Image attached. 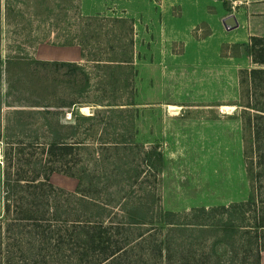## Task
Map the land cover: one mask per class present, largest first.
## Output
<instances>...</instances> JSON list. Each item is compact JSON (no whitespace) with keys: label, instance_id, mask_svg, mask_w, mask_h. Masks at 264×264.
Returning a JSON list of instances; mask_svg holds the SVG:
<instances>
[{"label":"trees","instance_id":"1","mask_svg":"<svg viewBox=\"0 0 264 264\" xmlns=\"http://www.w3.org/2000/svg\"><path fill=\"white\" fill-rule=\"evenodd\" d=\"M76 1L0 0V14L5 23L15 22L17 36L28 33L31 20L52 18L51 25L62 28L63 37L38 40L78 45L81 59L91 60L98 71L93 87L88 69L78 61L0 53L5 95L20 92L29 105L37 107L10 106L0 128V264H260L264 252V66L237 70L247 198L181 212L165 210L155 192L147 201L132 196L131 184L141 172L130 157L135 133L129 127L118 133L109 120L110 133L102 131L109 127L108 113L135 104L131 98L136 74L132 20L81 14ZM71 28L72 34L66 35ZM222 47L232 48L231 56L239 54L237 42ZM245 48L251 62L264 64V38L250 35ZM90 90L97 92L90 100L95 109L88 114L70 111L71 120H61L64 109L87 102L84 97ZM124 94L129 95L127 102L119 100ZM37 111L38 120L32 123L41 134L23 133ZM88 137L95 146L88 147ZM89 148L91 166L84 158ZM254 151L257 159L253 161ZM143 156L154 169L157 184L163 164L159 144L144 150ZM53 171L75 177L74 189L53 185L49 180ZM110 179L124 180L128 190L109 191Z\"/></svg>","mask_w":264,"mask_h":264},{"label":"crops","instance_id":"2","mask_svg":"<svg viewBox=\"0 0 264 264\" xmlns=\"http://www.w3.org/2000/svg\"><path fill=\"white\" fill-rule=\"evenodd\" d=\"M76 2L84 15L101 13L133 18V24L141 19L145 23V34L141 35L148 40L144 56L155 87V94L146 105L161 113L152 132L157 130L161 143L162 208L183 211L193 206H208L214 201L226 204L246 199L249 187L242 158L240 120L237 111L230 116L220 108L238 107L237 69L255 65L250 59L246 64L240 63L242 54L221 55L218 46L221 42L245 45L250 35L264 38V0ZM113 4L121 10L120 14L111 11ZM228 15L233 16L235 25L226 28L222 20ZM199 24L202 27L196 29L198 36H195L193 30ZM201 28L209 31L201 36L198 34ZM35 54V58L48 60H65L66 56L67 60H81L76 44L41 42L36 45ZM216 107L219 111H213L212 116L205 114ZM231 150L237 155L238 164L234 173L224 178L230 183L240 182V192L213 196L207 190L224 179L214 174L225 170Z\"/></svg>","mask_w":264,"mask_h":264},{"label":"rangeland","instance_id":"3","mask_svg":"<svg viewBox=\"0 0 264 264\" xmlns=\"http://www.w3.org/2000/svg\"><path fill=\"white\" fill-rule=\"evenodd\" d=\"M143 1V0H142ZM203 1V0H202ZM210 2V1H209ZM218 6V5H217ZM111 11L115 14H120V9L117 7L116 4L112 5ZM74 12V8H71L69 11L70 21H72V13ZM94 15V14H93ZM98 15H102L99 13ZM113 16V15H110ZM129 18V17H128ZM132 20V39H134L133 43V64L135 67L136 74L134 78L132 79V87H133V95L131 96L132 101L135 103L133 106H127L128 108L124 111L118 112V113H108L107 117H112L110 119H106V122L108 123V120L114 124V129L118 133H124L127 130H125V127H129L131 132H134V138H133V148L131 158L133 159V165L136 169H140L141 172L139 176L137 177V180L133 182L131 185V190L133 198H140L143 201L150 200V197L152 196V193L155 192V195H160V182L157 181L156 183V175H154V169L150 170L152 168H149L147 163L144 160V150L151 148L154 144H159V134L157 130L155 129V133L152 132L154 129L153 126H158L157 121L160 118V111L159 110H150L149 107H147L146 103L149 101L153 94H155V87L152 84V76L151 71L148 74L147 73V66H146V57L145 54V47H147L148 40L146 39V36H141L142 32L145 34V23L141 20L140 23L135 21L133 24V18H130ZM53 22L52 18H47L46 20H31L30 30L25 36H17L16 33L13 32L14 29H16L15 22L11 19L8 20V23H5L2 13L0 14V53L3 56L5 52H14L19 53L22 55H26L29 57H37L35 54V47L38 43H51L49 41H39L38 39L41 37H46L50 40L62 38L61 34L63 35V29L57 28L55 26H52L51 23ZM198 27H202L201 24L195 26L193 30V34L195 36H198L196 33V29ZM217 29L221 31V26L217 24ZM69 28V27H68ZM241 29V28H239ZM72 28L69 29L68 32H66V35L72 34ZM207 31H203V28L199 30V33L201 36H204ZM219 31V33H221ZM217 33V35L219 34ZM226 35L227 32H224ZM57 35V37H55ZM9 43V45H7ZM227 42H221L219 43L218 49L219 53L221 55L231 56L229 52H231L232 48H226L222 47V45ZM229 43H235V42H229ZM238 43V42H237ZM54 44V43H51ZM59 45V44H56ZM221 47L223 52H221ZM242 54V55H241ZM241 55L240 63L246 64L249 62V55L246 52L245 45L242 43H239V54ZM69 57L66 56L64 59L67 60ZM41 59V58H39ZM49 60H56V59H49ZM60 60V59H58ZM78 62L83 63L85 67L89 71V75L91 78V81L93 82V87L96 86L94 81L97 79L98 71L92 66L91 60H84L81 59ZM252 65L255 66H264V64H257L253 63ZM244 67V66H243ZM240 68V67H239ZM238 70V69H237ZM150 83V84H149ZM5 81H4V75L2 70V64L0 66V128L5 123V119H7V116L9 114V107H15V108H26L29 110H34V106L29 105V102L25 100L24 96L20 92H13L11 95L7 96L5 95ZM96 91L94 92L92 90L88 91L86 96L84 97V100H87V102L81 103V105H75L70 108L64 109L63 113L60 114V119L63 121H69L71 120L70 117V111L79 112L88 114L91 113L95 108V106L90 101L91 99H94L96 95ZM121 102H127L129 100V95L124 94L122 97L119 98ZM84 106V110L81 109V107ZM219 108H213L208 109L205 114H208L209 116H212L210 114H213V111H219ZM222 109L221 112L229 113L230 116H232L237 111V117L239 118V106L235 109V107H228V108H220ZM33 115L29 119L31 122L23 131V133H30L34 134L37 133L38 135L41 134V130L35 126L33 122L34 119L38 120L39 112L36 113L33 112ZM186 114V112H184ZM235 118V117H233ZM237 119V118H236ZM240 120V119H239ZM109 127L105 130L102 129L103 132L110 133V130L112 129V126L108 123ZM98 127H102V124L98 125ZM98 128V130H100ZM101 131V130H100ZM43 132V131H42ZM46 134V133H45ZM48 137V136H47ZM46 136L44 138L47 139ZM94 139L89 138L87 139L88 147L91 145ZM95 146V145H93ZM91 149L89 148L86 152H84V158L89 162V165L91 166L93 161L91 159V156H88V151ZM122 152V151H121ZM107 153V152H106ZM257 151L253 153V161L255 160ZM257 159V157H256ZM227 167L225 170H220L218 173H215L214 175H218L222 178H224L226 175L230 176V173H234V170L238 164V158L237 155L231 150L228 153L227 156ZM106 165V163H105ZM220 168L222 169L223 166L220 165ZM227 172V173H226ZM211 176V175H210ZM50 182L60 187L66 191H71L74 189L76 185V178L73 176H69L66 174H63L61 172L53 171L49 175ZM103 180V178H102ZM109 184H112L111 186L107 187L109 191L114 192L119 190L118 188L124 187L123 190H119V194H121L123 191H127V184H125L124 180H121L119 183L115 182V180L110 179ZM156 185L158 189L153 190L152 187ZM240 182L233 180L231 183L230 181L226 180L224 178L221 180L220 184L216 185L215 187H211V189H208L207 191L213 192V196L222 195L225 196L229 192L238 194L240 192ZM150 189V190H149ZM205 191V192H207ZM101 197H106L107 193H105V186L104 182H102V190L100 191ZM114 196H118V192L114 193ZM211 194V198H214ZM160 205H161V201ZM218 204L216 201L212 202L210 205ZM208 205V206H210ZM163 206V204H162ZM161 206V207H162ZM181 212V211H178ZM224 216V215H223ZM260 264H264V252L262 253Z\"/></svg>","mask_w":264,"mask_h":264},{"label":"water","instance_id":"4","mask_svg":"<svg viewBox=\"0 0 264 264\" xmlns=\"http://www.w3.org/2000/svg\"><path fill=\"white\" fill-rule=\"evenodd\" d=\"M233 16L232 15H228L225 19L222 20V23L224 25V27L228 28L231 27L233 25H235V22L233 23Z\"/></svg>","mask_w":264,"mask_h":264},{"label":"bare ground","instance_id":"5","mask_svg":"<svg viewBox=\"0 0 264 264\" xmlns=\"http://www.w3.org/2000/svg\"><path fill=\"white\" fill-rule=\"evenodd\" d=\"M84 108H85V107H81V109H83V110H84ZM224 108H228V107L226 106V107H224Z\"/></svg>","mask_w":264,"mask_h":264}]
</instances>
